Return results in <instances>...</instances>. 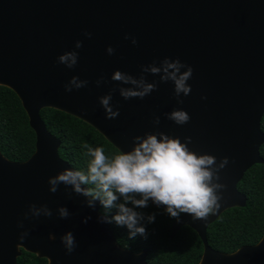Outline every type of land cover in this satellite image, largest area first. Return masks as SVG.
I'll return each mask as SVG.
<instances>
[{"label":"water","instance_id":"obj_1","mask_svg":"<svg viewBox=\"0 0 264 264\" xmlns=\"http://www.w3.org/2000/svg\"><path fill=\"white\" fill-rule=\"evenodd\" d=\"M69 51L79 53L71 69L58 63ZM165 57L179 58L194 70L183 104L170 82L158 83L143 100L120 96L119 89L129 85L111 79L116 70L158 81L141 66ZM74 76L88 84L66 92ZM0 85L17 95L35 134V150L26 161L13 162L0 153V264H16L20 249L46 258L47 264H147L146 250L133 253L116 244L98 200L90 207L89 198L70 185L49 190V177L70 165L59 157L60 141L40 118L43 108L82 120L118 151L130 150L133 137L146 132L162 131L181 142L190 137V150L215 157L219 178L213 182L223 186L217 190L221 207L206 221L182 213L169 238L184 225L192 228L203 245L198 264H264V235L229 254L213 250L206 238L208 224L224 210L245 205L236 185L262 162L264 0H0ZM109 93L113 109H120L115 119H106L99 103ZM176 108L189 113L188 123L176 125L165 117ZM29 205L40 214L33 215ZM45 207L51 216L44 214ZM61 207L69 212L67 219L60 218ZM69 231L75 237L71 253L61 241ZM24 232L28 235L21 241Z\"/></svg>","mask_w":264,"mask_h":264},{"label":"clouds","instance_id":"obj_2","mask_svg":"<svg viewBox=\"0 0 264 264\" xmlns=\"http://www.w3.org/2000/svg\"><path fill=\"white\" fill-rule=\"evenodd\" d=\"M85 36L91 37L86 32ZM128 38L127 36L125 37ZM132 43L137 41L133 38ZM75 47L80 49L82 42L77 41ZM107 53H114L113 47L107 48ZM79 53L66 52L58 57V63L68 68H74L78 63ZM182 69H186L181 71ZM142 73H150L159 80L149 81L141 76L139 79L131 74L116 70L111 79L129 87H121L119 94L124 100L139 98L143 100L151 95L158 87V83H171L174 97L178 104H183L181 98L190 95L191 85L188 83L193 76L191 65L182 62L179 58L165 57L159 63L141 66ZM102 82L97 81V85ZM87 80L72 77L65 85V91L71 92L73 88L79 90L86 87ZM112 94L99 98L100 106L105 110L106 119H115L120 114L119 107L115 110L111 104ZM165 117L176 125H184L191 119L189 113L183 108H176L164 113ZM153 124H160V116L155 115ZM191 138L186 137L181 142L180 137L165 132H146L133 137V147L130 150H120L107 155L103 146L91 147L84 143L87 160L86 169L75 166L65 167L54 177H49L50 191L55 193L59 184L71 186L73 190L88 197V205L94 206L99 201L105 213L116 208L117 212L106 222L115 223L118 227L128 229V239L135 240L137 235L145 236L146 227L142 223L144 214L137 209L147 208L149 202L157 207L164 206L167 214L178 219L182 213L189 214L193 220L206 221L215 215L221 205L217 190L222 185L214 183L216 176L213 166L215 157L209 154H197L189 149ZM227 162L225 158L224 163ZM223 167V163L220 165ZM122 200L123 202L117 203ZM33 215L38 216L40 210L35 205H29ZM44 214L51 216V212L44 208ZM61 219H67V208L59 209ZM148 223H155V214L147 217ZM86 222V221H85ZM22 226V224L20 225ZM27 233H21L19 240L23 241ZM61 241L68 253L75 248L74 234L69 231L61 237Z\"/></svg>","mask_w":264,"mask_h":264},{"label":"trees","instance_id":"obj_3","mask_svg":"<svg viewBox=\"0 0 264 264\" xmlns=\"http://www.w3.org/2000/svg\"><path fill=\"white\" fill-rule=\"evenodd\" d=\"M40 118L46 130L60 141L59 157L70 166L86 169L87 143L91 147L103 146L107 155L119 152L100 133L82 120L54 108H43ZM264 133V114L260 123ZM35 150V134L28 123V117L17 95L8 87L0 85V153L13 162L26 161ZM261 163L249 168L237 183V190L245 195L244 206H233L224 210L208 224L206 238L208 245L219 253L229 254L242 246L254 245L264 235V143L259 147ZM123 202L122 200L117 203ZM144 214L142 223L145 236L128 239V229L109 224L116 244L133 253L147 251V264H198L203 245L198 234L189 226H182L173 238L171 225L176 218L170 217L164 208L137 209ZM110 219L116 208L105 213ZM155 214V223H148L147 217ZM45 258L20 249L16 264H46Z\"/></svg>","mask_w":264,"mask_h":264},{"label":"flooded vegetation","instance_id":"obj_4","mask_svg":"<svg viewBox=\"0 0 264 264\" xmlns=\"http://www.w3.org/2000/svg\"><path fill=\"white\" fill-rule=\"evenodd\" d=\"M40 258H42V257H40ZM46 259V258H45ZM46 261H47V259H46ZM46 264H47V262H46Z\"/></svg>","mask_w":264,"mask_h":264}]
</instances>
